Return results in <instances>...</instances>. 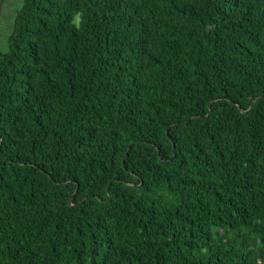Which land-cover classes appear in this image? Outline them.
Instances as JSON below:
<instances>
[{"label": "trees", "instance_id": "1", "mask_svg": "<svg viewBox=\"0 0 264 264\" xmlns=\"http://www.w3.org/2000/svg\"><path fill=\"white\" fill-rule=\"evenodd\" d=\"M0 51V264H264V0H23Z\"/></svg>", "mask_w": 264, "mask_h": 264}, {"label": "rangeland", "instance_id": "2", "mask_svg": "<svg viewBox=\"0 0 264 264\" xmlns=\"http://www.w3.org/2000/svg\"><path fill=\"white\" fill-rule=\"evenodd\" d=\"M23 0H0V51L8 48L7 36L10 34L9 22L15 16V12L21 6Z\"/></svg>", "mask_w": 264, "mask_h": 264}]
</instances>
